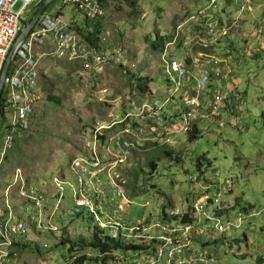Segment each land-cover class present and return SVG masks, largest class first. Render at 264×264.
<instances>
[{"label":"rangeland","instance_id":"rangeland-1","mask_svg":"<svg viewBox=\"0 0 264 264\" xmlns=\"http://www.w3.org/2000/svg\"><path fill=\"white\" fill-rule=\"evenodd\" d=\"M208 3L209 0H102L105 16L92 22L71 6L64 7L62 0H55L48 13L63 9L66 17L77 16L73 26L76 31L78 23L81 27L86 24L88 31L99 23L101 39L126 48L137 66L127 73L119 63H109L97 71L80 63L44 59L40 75L45 101L37 108L31 130L18 137L9 149L1 165L3 183H11L19 171L27 183L41 181L47 186L51 180L52 186L54 177L73 178L68 166L75 157L97 155L104 165L100 175L102 191L118 192L123 215L133 223L153 224L178 218L195 202L210 203L218 197L220 219L233 226L218 238L216 264H264V0H249L240 10L234 0H220L219 13L230 28H226L229 37L213 42L207 38L210 28L203 29L204 33L191 20L196 10ZM19 8L20 5L16 11ZM155 32L170 39L163 51L154 46ZM166 51L190 65L191 71L200 63L228 64L233 70L229 84L235 88L230 99L234 113H226L224 127L200 123L201 135L197 139L188 138L194 128L182 134L170 145L173 153L162 154L150 167L159 148L149 128L154 119H148L146 113L137 116V108L155 98H162L173 108L183 97L167 74ZM142 76L149 82L146 92L138 87V77ZM102 88H107L108 94L100 99ZM50 95L59 99L58 104L48 100ZM113 120L118 124L112 129L96 131L97 122ZM128 127L132 133L125 131ZM1 134L0 129V137ZM118 136L134 143L130 155L123 159L112 145ZM136 141L145 145H136ZM17 194L10 190L7 202L6 196L0 202L3 212L6 206L11 211L18 210ZM0 196L3 198L1 187ZM235 224L239 227L235 228ZM53 225L57 231L37 232L29 227L40 253L47 255L50 251L40 248L44 243L53 247L46 256L49 264H64L71 254H79L71 250L75 241L83 239L88 243L98 232L88 218L66 214ZM207 248L212 250L211 244ZM135 251L138 250H133L132 255ZM37 252L30 249L22 260L26 264H44V259L37 260ZM89 253L92 258L100 255L96 250ZM120 253L128 256L127 264L136 259L127 250ZM95 262L90 259L88 264Z\"/></svg>","mask_w":264,"mask_h":264},{"label":"built area","instance_id":"built-area-1","mask_svg":"<svg viewBox=\"0 0 264 264\" xmlns=\"http://www.w3.org/2000/svg\"><path fill=\"white\" fill-rule=\"evenodd\" d=\"M40 2L41 0H0V81L5 62L24 30L27 15ZM62 2L64 7L71 6L92 22L100 21L105 16L102 0ZM234 3L240 10L248 5L249 0H234ZM19 5L20 8L16 11ZM221 10L220 0H209L206 7L196 10L191 17L200 31L210 28L206 31L208 41H218L229 35L227 30L230 28L222 20ZM62 11L60 9L58 13L44 15L28 37L17 45L4 82L0 115V187L3 191L0 202L5 196L7 202L10 190H16L19 206L15 211H11L8 206L4 212L0 208V264H26L22 256L28 254L30 249L32 253L38 251L37 260L42 258L45 260L44 264H49L50 258L46 256L50 255L53 247L44 243L40 248L50 251L47 255L40 253V249L35 247L39 244L35 245V239L30 237V228L33 227L37 232L57 231L53 224L63 214L88 218L95 224V229L103 239L139 245L138 249L127 250L131 256L136 257L132 264H216L218 238L227 234L233 226L230 222L226 225L220 219L218 210L221 209V200L218 197L210 200V203L195 202L189 211L178 218L163 219L153 224L133 223L123 215L116 197L118 192L109 191L106 194L102 191L100 175L104 165L97 155L90 158L75 157L68 166L73 178L69 180L54 177L52 186L51 180L47 186H44L46 182L41 181L27 183L18 174L19 171L11 183H3L1 165L5 163L9 149L18 137L31 130L37 108L45 101L40 75L44 59L80 63L97 71L103 70L109 63H119L126 72L137 66L123 46L108 44L101 37L97 43L83 38L73 29L72 23ZM173 54L166 51L164 55L167 57V74L183 96L180 102L169 108L170 103L166 104L162 98H155L150 102H142L137 108V116L146 113L148 119L153 117L149 128L154 138L168 145H173L179 136L187 134L195 126L198 128L203 122L227 126L226 113H234V107L228 105L235 89L229 84L233 70L228 64L200 63L191 71L188 67L190 65L184 64ZM100 93L101 99L108 94V89L102 88ZM169 100L173 99L169 97ZM179 116L181 121H178ZM116 124V120L99 121L96 131L112 129ZM143 125L148 126L145 123ZM125 131L132 133L129 127ZM112 145L119 151L121 159L130 155L132 146L134 147L131 140L120 136L113 139ZM116 163L114 161V165ZM45 189L52 191L47 192ZM185 214L189 217L187 220L183 219ZM238 216L243 217L242 211L239 210ZM234 227L238 228L239 225L235 224ZM207 244H211L212 250L207 248ZM91 250L95 249L73 248L72 252L79 254H71L64 264H88L90 259L96 260L93 264H127L128 256L122 255L121 251L100 253L98 257L92 258L89 253ZM133 250L138 251L132 255ZM104 257L107 259L104 260ZM31 264L36 263L33 261Z\"/></svg>","mask_w":264,"mask_h":264},{"label":"trees","instance_id":"trees-1","mask_svg":"<svg viewBox=\"0 0 264 264\" xmlns=\"http://www.w3.org/2000/svg\"><path fill=\"white\" fill-rule=\"evenodd\" d=\"M126 1L129 2L130 0H126ZM97 24H99V23H96V27L92 31H88L86 29V24L85 25L83 24L84 27L78 26L77 31L83 38L87 39L88 41L97 42V41H99V38H100V36H99L100 29H99V25H97ZM155 35H156L157 41L154 43V46L156 49L163 51L164 49H166V47H165L166 41L170 42L169 41L170 39L167 38L168 39L167 40L166 37L163 38L161 36H158L156 32H155ZM228 37H225L224 39H226ZM219 41H221V40H219ZM220 58H224V57H220ZM129 72H130V70H129ZM138 79H139V81H138L139 89H141L142 91H145V92L148 91L150 89V86H149L148 81L147 82L144 81V79H146V77L142 76V77H138ZM48 100L51 102H54L56 104H58V101H59V99L57 97L52 96V95H50L48 97ZM228 105H230V103H228ZM200 135H201L200 131L195 126L194 130L189 132L188 138L190 140H194V139H197ZM153 143L156 146H158L159 148H158V155L155 158H152L149 162L150 167L155 166L157 158L160 157L162 154L170 155L171 153H173V150H172L170 145L162 144V143H160V145H158L157 144L158 140H155V142H153ZM135 144L139 145V146H144L145 142L136 141ZM168 147H170V148H168ZM175 159H176V157H175ZM139 170H141V169L139 168ZM188 218L189 217L187 216V214H185L183 216L184 220H187ZM71 246H73L72 249L73 248H82V247H91V248H94L99 253H109V252H114L115 250L116 251H123V250L135 249V248L139 247V245L127 244L123 241L121 242L120 240H116V239H109V238L103 239L101 237H98L97 232H94L93 237H92V241L86 243V241H84L83 239H79V242L75 241L74 244H72ZM106 259H107V257H104V260H106Z\"/></svg>","mask_w":264,"mask_h":264},{"label":"water","instance_id":"water-1","mask_svg":"<svg viewBox=\"0 0 264 264\" xmlns=\"http://www.w3.org/2000/svg\"><path fill=\"white\" fill-rule=\"evenodd\" d=\"M55 0H43L42 3L40 4L35 16L33 17L31 23L22 31V33L20 34L18 40L16 41L15 45L13 46L6 62H5V66L4 69L2 71V76H1V81H0V115H1V96H2V91L4 88V82L7 76V73L9 71V67L13 58V55L15 53L16 47L20 42H23L28 35L31 33V31L33 30V28L37 25V23L39 22V20L41 19V17L43 16V14L48 10V8L50 7V5L54 2Z\"/></svg>","mask_w":264,"mask_h":264},{"label":"crops","instance_id":"crops-1","mask_svg":"<svg viewBox=\"0 0 264 264\" xmlns=\"http://www.w3.org/2000/svg\"><path fill=\"white\" fill-rule=\"evenodd\" d=\"M41 3H42V2H40L37 6H35L34 9H33L32 11H30V13L28 14L27 23H29V24L31 23V21H32L33 17L35 16V14H36V12H37V10H38V8H39V6H40ZM33 12H34V16L32 17ZM47 14H49V13L46 11V12L43 14V16H44V15H47ZM62 14H63V13H62ZM63 15H64V14H63ZM43 16H42V17H43ZM64 16H65V15H64ZM30 17H31V19H30ZM42 17H41V18H42ZM65 18H66L69 22H71L73 26H74V24L77 22V16H74V17H66V16H65ZM30 20H31V21H30ZM39 21H40V20H39ZM29 24H28V25H29ZM28 25H27V26H28ZM27 26H26V27H27ZM77 26H80V24L78 23ZM26 27L24 26V29H25ZM73 29H74V28H73ZM74 30H75V29H74Z\"/></svg>","mask_w":264,"mask_h":264},{"label":"bare ground","instance_id":"bare-ground-1","mask_svg":"<svg viewBox=\"0 0 264 264\" xmlns=\"http://www.w3.org/2000/svg\"><path fill=\"white\" fill-rule=\"evenodd\" d=\"M242 10V9H241ZM176 94V93H175ZM230 103V102H229ZM225 223V222H224Z\"/></svg>","mask_w":264,"mask_h":264},{"label":"flooded vegetation","instance_id":"flooded-vegetation-1","mask_svg":"<svg viewBox=\"0 0 264 264\" xmlns=\"http://www.w3.org/2000/svg\"><path fill=\"white\" fill-rule=\"evenodd\" d=\"M41 2H42V0H41Z\"/></svg>","mask_w":264,"mask_h":264}]
</instances>
